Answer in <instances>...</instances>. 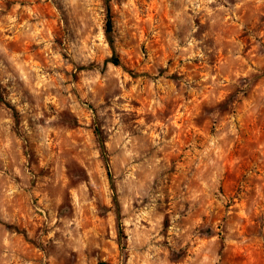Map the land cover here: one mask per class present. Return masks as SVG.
Returning a JSON list of instances; mask_svg holds the SVG:
<instances>
[{
  "label": "rangeland",
  "instance_id": "rangeland-1",
  "mask_svg": "<svg viewBox=\"0 0 264 264\" xmlns=\"http://www.w3.org/2000/svg\"><path fill=\"white\" fill-rule=\"evenodd\" d=\"M109 5L0 0V264H264V0Z\"/></svg>",
  "mask_w": 264,
  "mask_h": 264
},
{
  "label": "trees",
  "instance_id": "trees-1",
  "mask_svg": "<svg viewBox=\"0 0 264 264\" xmlns=\"http://www.w3.org/2000/svg\"><path fill=\"white\" fill-rule=\"evenodd\" d=\"M104 5H105V10H106V18H105V23H104V35L106 38V41L111 49L112 55L111 58L109 59L113 64H119V57L118 54L116 53V49H115V38H114V30H113V24H112V20H111V15H110V5H109V0H104ZM0 100H2V95H1V90H0ZM94 132L97 136L98 142H99V147H100V152L103 158V161L106 165L107 168V174H108V178L111 184V188L114 189L113 187V183H112V177L110 174V170L108 167V159L106 156V148H105V144H104V140L102 139L101 136V132L99 130L98 127H96L94 129ZM113 201L115 203V205H117V199H116V195L113 194ZM119 216V213H118ZM119 236L123 237V233H122V229L120 228L119 225ZM99 264H107L106 262H100Z\"/></svg>",
  "mask_w": 264,
  "mask_h": 264
}]
</instances>
